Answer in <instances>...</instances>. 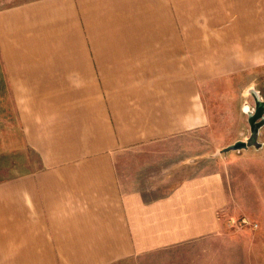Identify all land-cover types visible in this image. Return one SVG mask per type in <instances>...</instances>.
<instances>
[{
	"label": "crops",
	"instance_id": "1",
	"mask_svg": "<svg viewBox=\"0 0 264 264\" xmlns=\"http://www.w3.org/2000/svg\"><path fill=\"white\" fill-rule=\"evenodd\" d=\"M261 66L264 0L0 8V264L219 254L225 183L192 138L207 87Z\"/></svg>",
	"mask_w": 264,
	"mask_h": 264
},
{
	"label": "rangeland",
	"instance_id": "2",
	"mask_svg": "<svg viewBox=\"0 0 264 264\" xmlns=\"http://www.w3.org/2000/svg\"><path fill=\"white\" fill-rule=\"evenodd\" d=\"M23 1L0 0V8ZM252 89L264 96V66L207 87L211 121L203 135L192 138L205 144L209 170H219L225 183L228 201L220 214L221 232L206 238L221 243L220 253L206 250L204 256L197 247L161 249L137 264H264V124L251 134L244 109L254 108ZM237 140L246 141L247 148L227 149Z\"/></svg>",
	"mask_w": 264,
	"mask_h": 264
},
{
	"label": "water",
	"instance_id": "3",
	"mask_svg": "<svg viewBox=\"0 0 264 264\" xmlns=\"http://www.w3.org/2000/svg\"><path fill=\"white\" fill-rule=\"evenodd\" d=\"M253 98H254V102H255V107H254V112L252 110H249L248 108H246L245 112L248 115V123L251 129V134H256L259 131V128L264 124V116L262 114V116L260 115L261 113H264V100H262L259 95L258 92L254 89L250 90ZM260 115L261 120L259 122H255L256 120V116ZM248 144L246 141L243 140H237L236 142H234L233 144L229 145L227 147V149H232V150H239V149H244L247 148Z\"/></svg>",
	"mask_w": 264,
	"mask_h": 264
},
{
	"label": "flooded vegetation",
	"instance_id": "4",
	"mask_svg": "<svg viewBox=\"0 0 264 264\" xmlns=\"http://www.w3.org/2000/svg\"><path fill=\"white\" fill-rule=\"evenodd\" d=\"M261 99L262 100H264V96L263 97H261ZM254 107H255V103H254ZM253 112H254V108H253V110H252ZM262 114H263V116H264V113H261L260 115L262 116ZM260 115H257L256 116V120H255V122H259L260 120H261V116Z\"/></svg>",
	"mask_w": 264,
	"mask_h": 264
},
{
	"label": "bare ground",
	"instance_id": "5",
	"mask_svg": "<svg viewBox=\"0 0 264 264\" xmlns=\"http://www.w3.org/2000/svg\"><path fill=\"white\" fill-rule=\"evenodd\" d=\"M247 107H245L244 111L246 110ZM250 110V109H249Z\"/></svg>",
	"mask_w": 264,
	"mask_h": 264
}]
</instances>
